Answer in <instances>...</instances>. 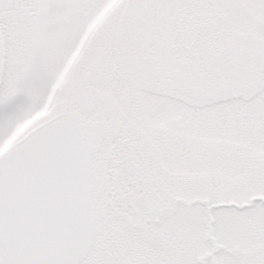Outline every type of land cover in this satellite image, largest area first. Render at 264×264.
I'll return each instance as SVG.
<instances>
[{"label":"snow or ice","instance_id":"snow-or-ice-1","mask_svg":"<svg viewBox=\"0 0 264 264\" xmlns=\"http://www.w3.org/2000/svg\"><path fill=\"white\" fill-rule=\"evenodd\" d=\"M0 264H264V0H0Z\"/></svg>","mask_w":264,"mask_h":264}]
</instances>
